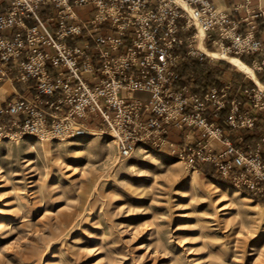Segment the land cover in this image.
Wrapping results in <instances>:
<instances>
[{
    "label": "built area",
    "instance_id": "obj_1",
    "mask_svg": "<svg viewBox=\"0 0 264 264\" xmlns=\"http://www.w3.org/2000/svg\"><path fill=\"white\" fill-rule=\"evenodd\" d=\"M184 1L195 17L175 0H0V87L16 78L34 89L0 98V137L66 140L85 132L81 120L97 117L120 156L168 147L264 203V90L182 82L178 49L196 42L197 19L208 48L250 54L261 71L264 0L238 4L239 18L210 0ZM185 53L203 55L191 46ZM175 131L182 142L171 139Z\"/></svg>",
    "mask_w": 264,
    "mask_h": 264
},
{
    "label": "rangeland",
    "instance_id": "obj_2",
    "mask_svg": "<svg viewBox=\"0 0 264 264\" xmlns=\"http://www.w3.org/2000/svg\"><path fill=\"white\" fill-rule=\"evenodd\" d=\"M194 43L182 77L212 85L221 60L186 54ZM81 121L66 140L0 137V264H264L263 202L168 147L120 156L99 118Z\"/></svg>",
    "mask_w": 264,
    "mask_h": 264
},
{
    "label": "crops",
    "instance_id": "obj_3",
    "mask_svg": "<svg viewBox=\"0 0 264 264\" xmlns=\"http://www.w3.org/2000/svg\"><path fill=\"white\" fill-rule=\"evenodd\" d=\"M210 1L215 6H217L218 8L230 13L231 16L234 18H239L245 14L244 8H237L236 7V6H238V4L242 3L244 0H210ZM257 1L258 0H251V3L255 4V3H257ZM258 25H259V28L256 32V37L258 39L264 41V20H258ZM238 29L240 31H242L244 29V24H240ZM242 55L247 59L246 61H244V63H246L247 65L252 67V61L254 59V56H252L250 54H242ZM239 59H241V58L239 57ZM258 59H260V55L258 56ZM193 60L198 61V56H196V58H193ZM183 61H184V59H183ZM183 61L180 64V71H181V68L183 66ZM220 67L221 68H220L219 73L217 75H215L216 79L210 80L211 84H220V85L229 84L230 86L237 88L238 86L239 87L252 86L255 83L250 78H249L250 80H244L243 77L241 78L239 75H242V74H239L238 70L231 68L223 60H221ZM254 73H255L257 79L259 80V82L264 84V68L261 71H254ZM188 75L190 76V74H188ZM258 75L261 78H263V82L260 81ZM182 82H185V83L189 82V79H184L182 77ZM32 83H33V81L30 80L29 84H24L23 82L19 81L18 79L13 78L11 81L3 83L2 86L0 87V98L4 99V98L13 97L15 95V93L32 94L34 92V89L28 87V85H31ZM203 87H205V86H201L200 88H203ZM226 112H227L226 110L223 111L222 117ZM262 126H264V122L262 123ZM170 137L174 142H182L184 140V134L181 132H177V131L172 132ZM244 137H245V139H247L249 141L253 139L252 137H250V134H248V133L244 134Z\"/></svg>",
    "mask_w": 264,
    "mask_h": 264
},
{
    "label": "bare ground",
    "instance_id": "obj_4",
    "mask_svg": "<svg viewBox=\"0 0 264 264\" xmlns=\"http://www.w3.org/2000/svg\"><path fill=\"white\" fill-rule=\"evenodd\" d=\"M182 8H184L189 14H191L193 17H195V13L194 10L192 8V6H190L187 2H185L184 0H175ZM196 27H197V37H196V42L194 43V47L196 49H198L202 54H205L207 56H209L212 59H222L227 61L228 63H230L231 65H233L235 67L236 70L246 74L247 76L251 77V80H253L262 90H264V84H262L261 82H259V80L257 79L254 70L252 69L251 66L247 65L246 63H244L242 60H240L238 57L233 56V55H229L226 54L222 51L219 50H213L208 48L205 44H204V38H205V31L202 28L201 24L197 21L196 19ZM139 151L144 150L143 148L139 147L138 149ZM192 184V180L189 181V185ZM224 190L231 196V198H235L238 201L243 202V204L245 202H248V197H246L245 195H242L241 192L237 189L234 188H230V186L225 185L224 186ZM239 204V203H238ZM245 208H242L243 213L245 214L246 209H248L249 207L253 208H249L251 211H254V206L255 205H245ZM249 206V207H248ZM246 215V214H245ZM250 217H254V215H250Z\"/></svg>",
    "mask_w": 264,
    "mask_h": 264
},
{
    "label": "trees",
    "instance_id": "obj_5",
    "mask_svg": "<svg viewBox=\"0 0 264 264\" xmlns=\"http://www.w3.org/2000/svg\"><path fill=\"white\" fill-rule=\"evenodd\" d=\"M239 57L243 60V62L247 60L243 55H240ZM239 57H238V58H239ZM241 59H240V60H241ZM188 66H189V65H188ZM188 66L183 67L182 70H183L184 73L187 72V71H188V72H190V71L193 72V71H194V73L196 72V70H195L194 68H189ZM189 70H190V71H189ZM188 72H187V73H188ZM181 74H182V73H181ZM258 77H259L260 81L263 82V78H261L259 75H258ZM199 88H200V87H199ZM201 170H202L203 172H205L206 174H210V175L212 174V173H210V171H209L205 166H202V167H201ZM218 179H219V180H222V179H220V178H218Z\"/></svg>",
    "mask_w": 264,
    "mask_h": 264
}]
</instances>
